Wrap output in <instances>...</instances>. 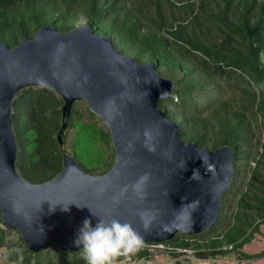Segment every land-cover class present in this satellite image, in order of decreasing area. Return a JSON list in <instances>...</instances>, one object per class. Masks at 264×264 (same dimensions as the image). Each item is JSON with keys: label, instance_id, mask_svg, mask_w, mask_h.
I'll return each instance as SVG.
<instances>
[{"label": "trees", "instance_id": "obj_1", "mask_svg": "<svg viewBox=\"0 0 264 264\" xmlns=\"http://www.w3.org/2000/svg\"><path fill=\"white\" fill-rule=\"evenodd\" d=\"M70 21L84 23L75 27ZM45 25L61 33L88 26L123 54L154 64L175 83L171 97L158 107L177 125L180 138L207 151L230 147L233 188L247 175L232 223L207 241L210 250L202 256L264 257V252H240L264 225V0H0V41L9 47L33 38ZM62 106L45 88L23 89L12 101L16 169L32 185L59 176L67 149L88 174L103 175L113 165L107 155L109 131L100 122L75 118V113L65 133L72 132V139L59 146ZM89 163L93 165H85ZM251 163L255 167L250 169ZM4 230L0 221V246ZM225 245L232 249L223 250ZM59 253L71 259L68 264L78 263L79 253ZM7 255L9 262L32 264L30 257L37 254L25 246L24 251L7 249ZM147 255L139 251L135 256Z\"/></svg>", "mask_w": 264, "mask_h": 264}, {"label": "water", "instance_id": "obj_2", "mask_svg": "<svg viewBox=\"0 0 264 264\" xmlns=\"http://www.w3.org/2000/svg\"><path fill=\"white\" fill-rule=\"evenodd\" d=\"M174 87L154 64L123 54L88 26L61 33L45 25L13 48L0 41L2 226L16 231L34 254L52 245L60 252L79 253L74 240L86 218L93 226L99 218L129 223L145 244L207 232L231 186L234 153L228 146L207 151L180 138L177 125L158 107ZM26 88L48 89L63 102L56 136L61 148L74 104L85 102L111 135V169L100 176L88 174L63 151L62 171L54 180L32 185L21 178L11 115L15 95ZM145 174L149 180L143 199L131 189L120 196ZM68 204L70 211H62ZM141 212L155 214L147 230Z\"/></svg>", "mask_w": 264, "mask_h": 264}, {"label": "clouds", "instance_id": "obj_3", "mask_svg": "<svg viewBox=\"0 0 264 264\" xmlns=\"http://www.w3.org/2000/svg\"><path fill=\"white\" fill-rule=\"evenodd\" d=\"M148 135L147 133L145 134ZM155 151L154 148H149ZM195 175V173H194ZM149 180V175L141 176L136 182L125 186L120 193L124 196L129 189L139 198H144V187ZM120 197L114 199L115 203L119 202ZM75 204V203H71ZM63 205L62 211H70L69 205ZM77 207L79 205L75 204ZM55 210V206L52 207ZM94 216V214L92 213ZM140 219L147 230L152 220L155 219L154 213L141 212ZM144 243L143 237L129 223H122L113 219L106 223L100 219L93 226L90 219H85L79 228L74 240L75 247L83 253L85 264H128L132 258L140 251ZM123 257V259H121Z\"/></svg>", "mask_w": 264, "mask_h": 264}, {"label": "rangeland", "instance_id": "obj_4", "mask_svg": "<svg viewBox=\"0 0 264 264\" xmlns=\"http://www.w3.org/2000/svg\"><path fill=\"white\" fill-rule=\"evenodd\" d=\"M83 23H84V21H81V24H83ZM70 24L75 26V27L81 25V24H77V22H73V21ZM224 88L226 89L227 86H224ZM229 92L231 93V91H229ZM73 113H75V115H74L75 118L80 119L85 123H89L91 121L101 123V121L98 117L94 116L93 114H91L89 112L85 102H82V101L76 102L73 106L72 114ZM102 126H103V124H102ZM67 136H65V139H67V144H68V142L72 139V132H69V134ZM109 141H110V144H109V147H107V155H108V163L110 164V163H113L114 153H113V148L111 146V139ZM71 151H72L71 149H67V153L71 154ZM85 165L91 166L93 164L89 163V164H85ZM254 167H255V163H251L250 169L254 168ZM106 169L107 168H103V170H105V171H106ZM92 175L99 176L96 172L92 173ZM246 178H247L246 174L241 175L239 182H238L239 188H237V187L233 188L232 183H231L230 188L228 189V191L225 193L226 195L224 196V197H226L225 203L222 202V207H221L220 216H219L220 218H219V220H217L218 223L216 222L207 232L195 236L194 239L196 241L203 242V241L211 239L214 236L220 235L222 231H226L228 226L232 223L233 214L237 211L236 204H237V201L239 198L238 196H239V193L242 192L245 188V182L247 180ZM255 219H256V217L254 218V220ZM183 235L184 234H177L176 237H182ZM3 237L5 239V242L3 243V246H0L1 247L0 248V264H20L19 262H9L8 255H7V249H9V251H10V249H13L14 251H24L25 244L22 241L20 235L14 230L5 228ZM157 254L158 255L159 254L164 255L165 253L159 252ZM164 256L168 257V258H164L165 260L171 259L167 255H164ZM68 257H70V255ZM195 257L199 258V257H204V256L195 255ZM30 258L32 259V261H31V262H33L32 264H35V262H37V261L41 262L42 264H68L67 262H69V260H71L70 258L66 259V257L65 258L62 257L61 254L59 253V251L56 250L54 246H50V248L48 250L42 251V252L38 253L37 255H35L34 257L31 256ZM233 258H236V257L233 256ZM157 259L158 258L150 259L152 261L151 264L155 263L157 261ZM133 260H134V262L139 261V259H133ZM77 262H78L77 264H85V262L83 260L82 252H79V257L77 259ZM70 264H72V263H70ZM140 264H147V263L145 261H142ZM186 264H201V263L200 262H192V263H186Z\"/></svg>", "mask_w": 264, "mask_h": 264}, {"label": "built area", "instance_id": "obj_5", "mask_svg": "<svg viewBox=\"0 0 264 264\" xmlns=\"http://www.w3.org/2000/svg\"><path fill=\"white\" fill-rule=\"evenodd\" d=\"M197 235H183L182 237H175L172 241L166 242V243H149L145 244L143 243L142 248L140 251L146 252L148 255L147 256H142V257H137L134 256L132 258V261L128 262V264H140L142 261H145L147 264H151L152 261L150 259L152 258H159L160 255L163 254H157L159 252L165 253L164 255L169 256L171 259L167 260L171 264H182L186 262H200L202 258L204 257H199L196 258L195 255H203V253L209 251L210 249L205 247V244H207V241H196L194 238ZM213 238V237H212ZM175 240V241H174ZM223 250H231L232 247L231 245H225L222 247ZM123 257H121L122 259ZM168 258V257H165ZM212 259V261L215 264H246L247 261H243V259L239 258H234V259H226V258H213L209 257ZM133 259H139L138 262H134ZM158 260V259H157ZM153 264H156L153 263Z\"/></svg>", "mask_w": 264, "mask_h": 264}, {"label": "crops", "instance_id": "obj_6", "mask_svg": "<svg viewBox=\"0 0 264 264\" xmlns=\"http://www.w3.org/2000/svg\"><path fill=\"white\" fill-rule=\"evenodd\" d=\"M240 252H242L246 255H256V254H259L261 252H264V225L260 226V232L255 233L251 242L246 244L240 250ZM159 257L161 259L158 258V260L156 261V264H171L169 261L164 259L165 258L164 255H160ZM219 258H223V257H219ZM225 258L230 259V260L234 259L233 256H228ZM243 261H247L246 264H264V257H258L255 259H246V260L243 259ZM186 263H192V262H186ZM186 263H182V264H186ZM200 263L201 264H215L212 261V259H210L209 257L202 258Z\"/></svg>", "mask_w": 264, "mask_h": 264}]
</instances>
